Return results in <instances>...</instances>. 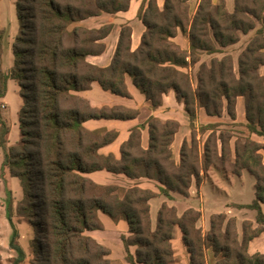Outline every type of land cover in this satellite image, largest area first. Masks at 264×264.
<instances>
[{
	"label": "trees",
	"instance_id": "1",
	"mask_svg": "<svg viewBox=\"0 0 264 264\" xmlns=\"http://www.w3.org/2000/svg\"><path fill=\"white\" fill-rule=\"evenodd\" d=\"M130 0H16L19 32L12 43L13 64L6 71L3 55L8 29L0 25V99L6 95L10 79L22 88L23 105L18 112L21 143L8 146L10 125L0 102V147L4 165L20 179L24 191L20 214L34 218L41 236L34 244L33 264H121L109 257L111 250L87 235L102 229L99 212L118 221L126 220L131 239L122 237L129 264H174L172 240L177 230L189 253V264H205V251L211 247L220 255L216 264H264V253H250L249 243L264 232V145L250 136L238 138L232 148L229 130H218L219 122L197 129V107L210 116L221 117L224 101L229 117L237 118L238 96L245 97L249 135L264 138V0H235L234 10L224 0H201L195 14L188 0H148L139 13L146 26L139 46L131 49L132 28L121 27L111 63L101 67L87 60L88 55L104 52L102 41L112 25L90 28L80 22L102 12L128 10ZM256 21L261 26L257 27ZM178 28L188 34L190 49L180 47L173 38ZM256 30L254 38L241 52L238 74L231 55L202 63L197 84L184 70L200 58V51L221 52L239 40L238 32ZM157 108L170 90L183 102L189 115L191 133L185 137L176 160L172 148L180 127L176 119L148 118L149 146L141 145L142 128L134 127L123 143L121 157L103 155L99 148L116 137L115 131H92L84 126L88 119H128L136 110L96 108L76 92L87 90L97 81L103 89L129 96L125 77ZM208 132V133H207ZM201 149L198 134H206ZM240 176L244 170L255 177V198L238 203V208L256 212L255 222L244 220L242 234L237 218L226 212L213 213L210 229L197 227L200 212L194 208L178 215L175 207L163 203L152 227L150 199L157 193L134 185L121 189L101 185L86 174L107 169L130 178L158 180L168 198L177 192L189 195L193 179L199 186L210 168L226 169ZM118 190L121 192L118 193ZM8 218L13 223L14 207L9 192ZM14 228L11 246L23 260L24 251L16 242ZM136 245L135 253L130 250Z\"/></svg>",
	"mask_w": 264,
	"mask_h": 264
},
{
	"label": "rangeland",
	"instance_id": "2",
	"mask_svg": "<svg viewBox=\"0 0 264 264\" xmlns=\"http://www.w3.org/2000/svg\"><path fill=\"white\" fill-rule=\"evenodd\" d=\"M200 1L201 0H188L190 13L192 15L196 13ZM224 1L226 3L227 10L232 12L234 10L235 0ZM0 20L1 24L8 29V37L4 46L5 52L3 55V67L8 68L13 63L14 56L12 51V43L20 28L19 20L17 17L16 0H0ZM256 23L257 27L261 26L259 21H256ZM255 31L256 30H250L247 33L239 31V40L224 48L219 47L222 50L221 52L209 54L204 51H200V59L196 63H192L190 61L188 67L184 68V70L191 75L194 85L197 84L196 75L202 63L210 64L213 58L221 59L227 54L231 55L234 70L238 74L239 56L249 44V42L254 38L256 34ZM173 41L180 45L182 49H190L188 34L186 31H182L180 28H178ZM259 70L264 77V64L260 66ZM163 99L167 103L172 100L170 96L165 94L163 95ZM23 101L24 99L22 96V88L20 84L16 80L11 79L8 84L6 95L0 99V102L3 105L4 115L11 127L10 137L7 144L9 147L17 146L21 143L18 112L23 105ZM181 103L182 108H180L178 106V102L175 101V111L172 113H166L165 106L160 108V112L162 113L161 117L163 119H167V116H171L172 119H176L181 123L178 131L175 134V139L172 142L173 151L174 146L178 143L179 147L181 148V138L184 137V135H186L185 137H189L191 133L189 115L184 109L183 102ZM225 106L226 103L224 101V112L221 117L210 116L206 113L203 107H197V129H199L203 124L219 122L222 123V125L218 128V130L231 131L233 135L230 139L232 148H234L235 141L238 138H245L248 136L264 145L263 137L255 134L249 135V132L245 127V97H237V118L235 121H233L229 117ZM116 108H120V110L126 111L127 113L129 112L128 110H131V108H124L122 106H117ZM207 133L204 135L198 134L201 149L203 148V143L206 139ZM180 148L177 152L174 151V155L177 161H179L180 159ZM259 152L262 154L264 160V148H261ZM3 163L4 150L0 147V264H33L36 261V256L34 254V244L38 243L41 236L38 235L39 233L34 224V218H31V216L28 217L20 214L19 207L24 205L23 187L21 185L20 179L18 177L12 176L9 167L5 166ZM143 181L149 180L145 179ZM149 183L153 184L151 185V187L154 190H151L157 193V196L151 198L149 201L152 227H155L157 224L158 211L163 203H166L168 206L175 207L178 215H181L185 210L189 208L198 210L200 212V217L196 224L197 227L201 228L203 233L208 232L210 229L211 215L213 213L219 212H226L228 216H234L237 218V228L239 233L242 227V222L244 220H252L253 225H256V212L248 208H238L236 207L235 203H249L255 198V178L247 171H245L242 176H237L232 172L230 166H228L226 169H218L212 167L208 171L203 173L202 180L199 186L196 183V179H193L188 196H183L182 194L173 192L172 198H168L161 193L160 187L163 185L158 180L155 181L154 179V181H150ZM190 190L193 194H190ZM9 192L11 193L14 207L13 223L10 222L7 213ZM120 192L121 191L118 190V193ZM99 213L101 216V221L105 219V221H103L104 223L102 222L103 228L99 229L101 231H98L101 237H103L107 241H110V243H112L114 247L116 246L117 242H121L123 236L131 239L132 235L129 230L125 231L126 234H123L122 231H120L123 230L122 226L126 225V220L120 219L116 221L104 212ZM14 228H16L18 231L16 242L22 247L24 251V258L19 262H17L19 253L10 244ZM172 245L176 257V262L174 264H185L186 262L184 260L189 258V253L187 254L186 247L181 241V232L179 230H177L176 237L172 240ZM136 248V245L130 246V249H132L133 253H135ZM249 250L251 253L264 252V233L255 241H253V243L250 245ZM109 257L121 264H129L126 260L121 261L113 258L114 255H112L111 253ZM205 259V264H216L220 259V255L215 254L212 248L209 247L205 251Z\"/></svg>",
	"mask_w": 264,
	"mask_h": 264
},
{
	"label": "crops",
	"instance_id": "3",
	"mask_svg": "<svg viewBox=\"0 0 264 264\" xmlns=\"http://www.w3.org/2000/svg\"><path fill=\"white\" fill-rule=\"evenodd\" d=\"M148 0H130V6L128 10H121L115 13H109V12H102L100 15L91 16L85 20H82L80 23L90 27V28H99L105 24H111L112 28L110 32L105 36V38L102 40L104 44L106 45L104 52L98 55H88L87 60L95 65L105 67L108 66L114 56L120 30L122 25L128 24L132 28V34H131V49H136L142 38V34L146 30V26L144 25L143 21L139 17V12L142 10L143 7L147 5ZM157 3L160 8L164 5V0H157ZM2 27H5L1 24ZM4 62V59H3ZM13 64V63H12ZM12 66V65H11ZM11 66L8 68H4V70L8 71ZM11 80V79H10ZM9 80V82H10ZM8 82V84H9ZM125 83L126 87L129 92V96H122L115 94L109 90H105L102 88V86L97 82L94 81L91 84V87L87 90L78 91L76 92L78 95L86 98L90 105L96 108H103V107H117L122 106L124 108H131L133 110L137 111V115L134 118H128V119H118V118H92L88 119L84 122V126L92 131H115L116 137L104 144L99 148V153L103 155H109L112 154L116 158L121 157V148L124 142H126L129 139L131 130L139 125L145 124V127L142 128V134H141V145L143 148H147L149 146V127L147 124V120L150 116L155 115L161 119L162 113L160 112V108L165 106L166 113H172L175 110V101L178 102V106L181 107V102L177 100L175 92L173 90H170L167 94L172 98V100L167 103L164 100L163 105L154 108L152 106V103L150 100H148L145 95L139 90L138 87L133 83V80L130 76L125 77ZM172 118L171 116H167V119ZM165 120V119H163ZM181 125V123H180ZM11 131V127H10ZM182 137L181 142L185 138ZM10 137V134H9ZM175 139V137H174ZM179 143L174 146V151L179 150ZM246 170L242 172L240 176L244 174ZM248 172V171H247ZM250 173V172H249ZM251 174V173H250ZM87 177L91 178L93 181H95L98 184L101 185H116L121 189H126L127 187L138 185L143 188H150L151 183L150 181H154V179L147 178V177H140V178H130L127 175L123 173H114L107 169L97 170L94 172H90L86 174ZM255 178V177H254ZM149 180V181H143V180ZM156 181V180H155ZM256 182V180H255ZM154 190V189H153ZM254 191H255V184H254ZM190 194H193L190 190ZM236 204L241 202H235ZM264 207V205H263ZM152 209V207H151ZM99 217L101 219L100 213ZM105 221V219H103ZM102 221V222H103ZM104 223V222H103ZM123 234H126V230H128V223L126 222V225L122 226ZM98 231L101 230H87L85 233L96 240L100 242L101 244L107 246L111 250V254L114 255L113 258L117 260L124 261L126 260V248L124 245V242L121 240V242L116 243V248L110 243V241H107L103 237L100 236ZM119 231V230H118ZM264 232H262L259 236L255 237L253 240L249 243V249L250 245L255 241L257 238H259ZM240 234H242V227L240 229ZM133 253L132 249H130ZM187 250V249H186ZM250 251V250H249ZM251 253V252H250ZM264 253V252H262ZM188 254V251H187ZM189 255V254H188ZM186 263L189 264V258L184 260Z\"/></svg>",
	"mask_w": 264,
	"mask_h": 264
}]
</instances>
